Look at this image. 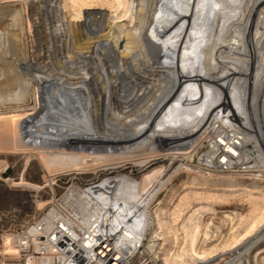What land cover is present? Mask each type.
<instances>
[{
    "label": "bare ground",
    "instance_id": "obj_1",
    "mask_svg": "<svg viewBox=\"0 0 264 264\" xmlns=\"http://www.w3.org/2000/svg\"><path fill=\"white\" fill-rule=\"evenodd\" d=\"M260 1L263 0H95L89 3L76 0H46V6L56 14L55 21L60 23L51 25L54 31L49 30L61 42L58 48L63 58H68L63 51L69 47L70 36L63 27V24L67 23L62 22V10L69 12L71 20L80 21L78 24L84 28L87 36L89 33L97 36L95 35V40H91V55L80 52L77 56L79 61L69 59L66 61L70 68L74 69L71 76L77 78L78 83L67 82L62 76L56 80L51 75L44 74L41 68L39 71L43 74H36L35 77L41 86L45 83L49 87L46 90L49 100L77 111L86 148L128 150L152 141L165 128L176 124L177 132L172 144L174 145L172 153L183 156L180 159L182 161L191 158L194 151L191 145H194L201 134L199 127L191 133V137H185L188 125L191 124L189 121L196 116L195 126L203 124L210 111V94L216 92L221 98L222 111H230L241 131L239 155L246 163L243 173H258L261 179L255 178L254 183L262 186L264 184V28L260 30L263 24H260V29L254 28L259 24L253 27L255 7ZM11 12L12 10L8 11L9 14ZM123 20L133 25L121 23ZM106 21L113 23L115 28L112 25L106 26ZM125 25L131 26L133 31L124 32ZM104 36H112L114 40H101L100 37ZM123 40L126 42L122 45ZM115 46L120 49V53ZM134 50L137 51L134 60L138 63L133 66L130 59L127 60L123 56ZM221 50L231 56L229 58L222 56ZM140 58H144L142 62L139 61ZM26 66L32 65L27 63ZM134 67L141 72L146 71L150 76L136 72ZM87 69L92 71L89 73ZM140 79L142 81L150 79V81L147 85H143ZM159 80L165 81L166 86H159V82L157 83ZM89 83L96 91L102 88L106 90L103 93L104 111L107 124H112L110 126H113V129L106 127L101 135L96 134L94 126L99 120L95 122L91 119V123H88L81 113L86 109L92 116L93 113L103 110L102 100L100 102L90 95L87 100L81 97V89H86ZM58 85L73 94L62 95ZM160 92L163 94L160 95ZM8 94L9 105L5 108H21L27 105L28 92L26 95L24 92L12 93V91ZM3 99L4 97L0 101ZM145 108L148 112L144 111L145 114L141 117L139 112ZM40 121L44 125H50L47 119ZM57 121L55 119V122ZM181 165L186 168L198 167V165H188L186 161ZM139 183L132 176L119 172L107 181L108 186H113L116 198L134 206L139 203L144 205L147 196L151 198L158 192V188L148 189L145 192L147 196L144 197L141 195ZM220 195L222 198L242 197L259 201L260 211L255 215L250 209L245 214L237 211L225 215L226 220L233 218V221H236L234 236L246 228L244 241L240 242L241 244L238 246L224 244L221 238L225 233L220 227L211 222H202L200 218V222H193L189 211L183 212L179 204L176 203L172 209L163 208L164 199L155 198L156 223L149 233L151 241L149 247L155 250L156 254V249L160 250L162 247L157 246L159 243L152 238L163 234L161 243L165 244L167 232L182 216L183 230L181 231L180 228L177 232L181 241L179 251L175 250L177 252L175 262L195 264L192 258L194 255L199 260H213L227 254V258L220 264H257L255 260L251 261L249 255L264 241V195L260 194L258 188L242 186L225 188ZM194 199L201 204L207 203V200L201 198ZM190 236L199 240L192 251L194 255L187 250V240ZM12 247L9 251L16 253L14 246ZM263 251H258L255 257L260 256ZM162 264H167V260L162 258Z\"/></svg>",
    "mask_w": 264,
    "mask_h": 264
},
{
    "label": "rangeland",
    "instance_id": "obj_2",
    "mask_svg": "<svg viewBox=\"0 0 264 264\" xmlns=\"http://www.w3.org/2000/svg\"><path fill=\"white\" fill-rule=\"evenodd\" d=\"M76 1L89 3L95 0ZM263 1L257 3L258 6L255 7V22L253 24V27L259 24L254 28H259L260 24H263L261 29L259 28L260 30L264 28ZM14 8L15 11H13ZM11 10L12 12L9 14L8 11ZM62 11L64 12L61 13L62 22L67 23L63 24V27L64 30L66 29V34L70 36L68 37L70 38L68 39L69 47L63 53L68 56L67 59L70 61H79L78 53L83 52L91 55V40H95L97 34L89 33L87 36L84 28L78 24L80 21L71 20L69 12ZM55 15L46 6V0H0V100L2 97L5 99L0 101V260L3 257H14L15 253L9 251L10 248H13L11 234L25 227L40 215L50 199L54 195H58L62 188L78 174H81L80 176L85 179L108 175L103 187L115 173L128 174L140 182L142 193L151 188H158L156 198L164 199L163 208L172 209L177 203L183 212L189 211L193 222H200V218L202 222H211L220 227L225 233V236L221 238L224 244L236 246L241 244L240 242L244 241L246 228L234 236L236 221H233V218L226 220L225 215H231V212L237 211L245 214L248 209L252 210L255 215L257 211H260L259 201L242 197L222 198L220 194L225 188L242 186L258 188L260 194L264 195V184L259 186L254 183L255 178H260L258 173L205 172L198 167L186 168L181 165L186 161L180 160L183 156L172 153L174 147L172 144L177 132L176 124L165 128L152 141L128 150H96L85 147L77 111L49 100L48 91H46L49 87L45 83L41 86L35 77L36 74L44 73L51 75L56 80L62 76L70 83L79 81L77 78H72L71 72L74 69L70 68L66 63L67 59L62 57V52L58 48L61 42L50 33L49 29L54 31L51 25L60 24L55 21ZM105 23H107L106 26L112 25L115 28V25L110 21ZM121 23L133 25L126 20ZM130 27L125 25L124 32L133 31ZM112 38V36L100 37L101 40L108 39L109 41H113L114 38ZM125 42L126 40H123L122 45ZM115 48L118 52L120 51L117 46ZM136 52L134 50L123 58L130 59L131 65L134 66L138 63L137 60H134ZM220 54L226 58L231 56L222 50ZM143 59L140 58L139 61L142 62ZM27 63L32 66H26ZM40 68L43 73L39 71ZM134 70L145 76H150L146 71L144 73L136 68ZM87 71L90 73L92 70L87 69ZM139 81L143 85H147L150 79L143 81L140 79ZM158 82L159 86H166L165 81L159 80ZM162 82L163 84H161ZM58 86L62 95L73 94L62 86ZM81 90L80 95L84 100H87L90 95V97L94 96L99 99L100 102L103 101V93L106 92L103 88L99 91L94 90L91 83L86 89ZM11 91L12 93L24 92L25 95L28 92L26 95L27 105L21 108H5L6 105H9L7 97ZM161 94L163 93L160 92ZM104 106L103 101V110L96 112L97 114L93 113L92 116L91 112L86 109L81 111L88 123H91V119L95 122L99 120L100 123L94 124L97 135H101L106 127L113 129V126H110L112 124H107ZM144 111L148 112L146 108L143 109L142 112H139L141 117L144 116ZM109 116L112 117V115ZM195 118L189 121L191 124L188 125L185 137H191V133L201 127L198 124L195 126ZM41 119H47L50 125L40 123ZM55 119L58 121L55 122ZM249 181L252 183L250 184ZM99 188L101 187L98 186L97 189ZM190 193L193 194L190 195ZM194 198L207 200V203L201 204ZM217 201L219 203H216ZM182 219L184 221V218L180 216L179 220L172 224L167 232L165 244L161 243L162 233L160 237L152 238L159 243L157 246L162 247L160 250L156 249V254L167 260V264H180L175 262V254L180 247L181 239L177 232L180 231V228L181 231L183 230ZM152 229H149V233ZM149 233L147 235L149 240L144 241L143 254L152 252L155 254V250L149 247L151 243ZM156 241L154 242L156 243ZM198 241L193 236L187 240V250L190 251V254L194 255L192 251L198 245ZM260 250H264V241L259 244L257 250L250 253L249 258L251 261L255 260L257 264H264V251L260 256L258 255L259 257H255ZM194 256L192 258L195 264H220L227 258V254L213 260H199ZM173 260L174 262H172Z\"/></svg>",
    "mask_w": 264,
    "mask_h": 264
},
{
    "label": "built area",
    "instance_id": "obj_3",
    "mask_svg": "<svg viewBox=\"0 0 264 264\" xmlns=\"http://www.w3.org/2000/svg\"><path fill=\"white\" fill-rule=\"evenodd\" d=\"M220 99L216 92L210 94V111L186 163L205 172L243 173L241 131L230 111H222ZM80 175L54 195L40 215L11 234L16 253L0 264H162L161 256L142 253L156 223L158 194L149 198L141 192L146 203L134 206L116 198L113 186L103 187L108 175Z\"/></svg>",
    "mask_w": 264,
    "mask_h": 264
}]
</instances>
